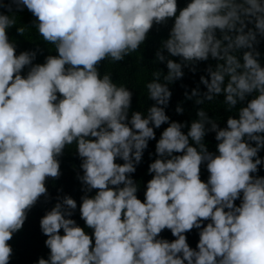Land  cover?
<instances>
[{"label": "clouds", "instance_id": "1", "mask_svg": "<svg viewBox=\"0 0 264 264\" xmlns=\"http://www.w3.org/2000/svg\"><path fill=\"white\" fill-rule=\"evenodd\" d=\"M13 2L36 18L37 33L57 55L32 64L34 52L15 54L6 35L15 17L0 14V264H9L6 242L46 194L45 178L60 175L58 157L73 144L85 192L80 219L92 238L67 218L77 205L65 195L39 220L49 253L35 264H264V177L256 175L264 169L257 155L264 146V64L256 47L264 38V0H189L179 11L176 0ZM169 19L154 61L167 71L156 69L145 84L154 103L146 114H129L132 92L97 66L123 61L153 24ZM209 59L216 63L199 77L205 90L193 88L185 99L201 106L222 97L235 118L219 127L199 107L184 132L185 123L169 122L164 111L169 85L183 68ZM162 124L141 202L131 174ZM209 132L215 154L204 142ZM164 229L175 239L159 238ZM192 229L199 230L195 249L185 236Z\"/></svg>", "mask_w": 264, "mask_h": 264}, {"label": "trees", "instance_id": "2", "mask_svg": "<svg viewBox=\"0 0 264 264\" xmlns=\"http://www.w3.org/2000/svg\"><path fill=\"white\" fill-rule=\"evenodd\" d=\"M189 0H176L177 11L185 7ZM8 6V9L4 6ZM0 14L14 16L16 23L6 30V35L10 42L15 46V54H19L23 51H32L35 53V58L32 64H43L45 57L48 55H57L54 47L42 38L36 31L35 22L36 18L23 6H17L13 0H0ZM172 25V20L169 19L163 24H153L150 30L146 33L145 40L137 48L135 53H131L125 57L123 61L111 62L105 59L101 61L98 66V72L103 75L108 73L111 75V79L117 84H123L132 92L131 105L129 114L132 111H140L142 114H146V109L154 102L147 99V92L145 84L152 79V72L159 69L162 73H166L167 69L163 63H155V52L160 47L161 42L168 37L169 30ZM23 27L25 29L24 34H18L16 29ZM259 43L256 45L257 50L261 53V62L264 64V38H259ZM176 61L178 58L169 57ZM216 62L212 59L203 62H197L194 66V70L190 71L189 68H183V76L181 79L174 81L169 85L171 96L167 107L164 109L165 114L169 117V122H183L186 127L182 130L187 131V125L191 120L195 119V112L199 107H203L210 118H214L218 122L219 127H224L226 119L229 115L235 118L236 110L231 113L225 111V106L222 103V97H217L215 101L206 102L199 106L193 103V100L185 99V92H190L193 88H198L200 92L205 89L203 85L199 84V77L204 75L207 78L205 69L209 64L214 65ZM30 67V66H29ZM28 68H24L21 71V76L26 74ZM58 98H59V94ZM180 106L183 111L180 114L175 112V108ZM245 106L244 104L238 105ZM167 127V124H162L159 128L154 129L155 138L148 141L147 147L143 152L141 161L135 166V172L131 174V178L137 184L138 190L136 196L143 202L145 185L147 181L151 179L150 173H148V165L153 162L157 157L155 154V143L160 137V133ZM264 135V134H262ZM94 139V138H93ZM204 142L207 145V150L215 154L216 141L214 139V133H207L204 137ZM254 146V144H253ZM174 155H177L174 153ZM258 157H264V146H262ZM59 161V173L57 178H45L44 185L46 188V194L38 197L35 204L27 211L26 219L16 233H14L8 243L11 246L12 253L9 258V264H35L38 258L47 259L49 250L44 245L46 237L41 233L39 228V220L42 216L50 211L55 203L59 199H62L65 195L69 196L76 202V209L72 211V215L67 217L75 221L76 225L81 227L86 234L92 238V229L87 228L84 225L83 220L80 219L79 206L81 203V197L85 195L83 191L84 186L78 179L83 175L80 169L81 159L78 157L75 151V145L66 146L62 154L58 157ZM118 164H122L123 161L116 160ZM208 172L205 165L200 166L199 178L202 182H207ZM257 176L264 177V169L258 166L256 173ZM95 189L87 192L89 197L95 194ZM239 199L234 201V205H239ZM203 223H207L204 221ZM203 227V224H202ZM198 229H192L185 233L186 242L188 246L195 249L198 242ZM62 235V230L60 231ZM159 238L172 241L175 239L169 230L164 229L159 234Z\"/></svg>", "mask_w": 264, "mask_h": 264}]
</instances>
